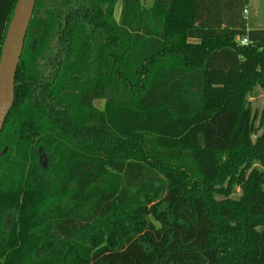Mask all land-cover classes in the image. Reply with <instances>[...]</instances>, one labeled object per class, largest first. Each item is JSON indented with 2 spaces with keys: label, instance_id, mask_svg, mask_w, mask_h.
<instances>
[{
  "label": "trees",
  "instance_id": "trees-1",
  "mask_svg": "<svg viewBox=\"0 0 264 264\" xmlns=\"http://www.w3.org/2000/svg\"><path fill=\"white\" fill-rule=\"evenodd\" d=\"M84 1L36 0L0 135V264H264L248 0H121L119 19Z\"/></svg>",
  "mask_w": 264,
  "mask_h": 264
},
{
  "label": "water",
  "instance_id": "water-1",
  "mask_svg": "<svg viewBox=\"0 0 264 264\" xmlns=\"http://www.w3.org/2000/svg\"><path fill=\"white\" fill-rule=\"evenodd\" d=\"M36 0H17L0 56V135L15 101V78Z\"/></svg>",
  "mask_w": 264,
  "mask_h": 264
},
{
  "label": "rangeland",
  "instance_id": "rangeland-1",
  "mask_svg": "<svg viewBox=\"0 0 264 264\" xmlns=\"http://www.w3.org/2000/svg\"><path fill=\"white\" fill-rule=\"evenodd\" d=\"M142 1V0H140ZM152 3V0H148L146 2V5H149ZM247 9L249 10V14L247 16V24L250 27L256 26V19H255V12H256V0H251L250 7L247 6ZM121 10V0H117L116 7H115V18L119 19ZM260 11L261 15L264 13V5L261 6V8L258 9ZM253 107L257 110H261L264 107V92L260 89L256 91V93L251 97ZM95 105H97L99 108L103 109L105 106V100L104 99H96ZM240 193V188H237L236 193H233L232 197L237 196Z\"/></svg>",
  "mask_w": 264,
  "mask_h": 264
},
{
  "label": "flooded vegetation",
  "instance_id": "flooded-vegetation-1",
  "mask_svg": "<svg viewBox=\"0 0 264 264\" xmlns=\"http://www.w3.org/2000/svg\"><path fill=\"white\" fill-rule=\"evenodd\" d=\"M66 1H67V3H68L69 5H74V6H76V2H77V0H66ZM81 1L84 3V5H87V3H86L84 0H81ZM54 6H55V5H54ZM49 7H50V6H49ZM52 7H53V6H52ZM61 9H62V8H61ZM63 10H65V9H63ZM53 11H54V12H57V9H54ZM42 12H43V9H42ZM69 18H70V17H69ZM77 19H78V17H76V18L73 19V20H74V21H77ZM83 19H85V18H83ZM55 21H56V22L61 21V22H63V23H66V22H67V19L64 18V14H59V13H57L56 16H55ZM83 23H84V22H83ZM87 28H88L87 33L92 37V39H94L96 36L100 35L101 31L103 30L102 27H101V28H97V27H93V26H88ZM55 29H56V32L59 31V27L57 26V24H56Z\"/></svg>",
  "mask_w": 264,
  "mask_h": 264
},
{
  "label": "crops",
  "instance_id": "crops-1",
  "mask_svg": "<svg viewBox=\"0 0 264 264\" xmlns=\"http://www.w3.org/2000/svg\"><path fill=\"white\" fill-rule=\"evenodd\" d=\"M251 0H248L247 6L250 7ZM264 5V0H256V12H255V19H256V26L250 27L247 24L248 29H264V13L261 15L260 11H258L261 6ZM249 11V10H248ZM249 14V13H248ZM248 16V15H247ZM247 18V17H246Z\"/></svg>",
  "mask_w": 264,
  "mask_h": 264
},
{
  "label": "built area",
  "instance_id": "built-area-1",
  "mask_svg": "<svg viewBox=\"0 0 264 264\" xmlns=\"http://www.w3.org/2000/svg\"><path fill=\"white\" fill-rule=\"evenodd\" d=\"M248 13H249V11H248V9L246 8V9L244 10V16L247 17ZM241 43H242V44H246V43H248V39H247V38H243V39L241 40Z\"/></svg>",
  "mask_w": 264,
  "mask_h": 264
}]
</instances>
